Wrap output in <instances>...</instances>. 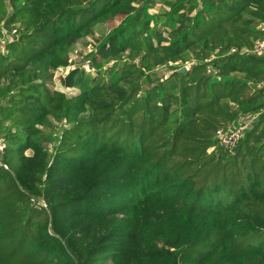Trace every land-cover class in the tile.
Wrapping results in <instances>:
<instances>
[{
    "label": "trees",
    "instance_id": "obj_1",
    "mask_svg": "<svg viewBox=\"0 0 264 264\" xmlns=\"http://www.w3.org/2000/svg\"><path fill=\"white\" fill-rule=\"evenodd\" d=\"M115 17L90 71L60 78L77 93L51 89ZM13 27L0 53V264H264V54L251 51L264 0H0V38ZM127 53L139 62L109 66ZM250 120L234 150L218 146L219 128Z\"/></svg>",
    "mask_w": 264,
    "mask_h": 264
},
{
    "label": "rangeland",
    "instance_id": "obj_2",
    "mask_svg": "<svg viewBox=\"0 0 264 264\" xmlns=\"http://www.w3.org/2000/svg\"><path fill=\"white\" fill-rule=\"evenodd\" d=\"M158 3V2H157ZM142 5V4H141ZM139 5V6H141ZM161 6V4L159 3V5L155 4L152 5L149 9L148 12L152 15L155 14L156 12H159V7ZM122 22L121 18L115 17L113 19H109L104 23L98 24L96 25L95 28V33L94 35H88L84 38H82L75 46V49L70 53L69 55V63L70 66L67 67H60L59 69L53 71L52 76L50 77V79H48L47 84L51 89L54 90H60V91H65L68 94H76L77 90L76 89H69V88H64L60 82V78L66 76L69 71H71L72 69H75L77 67H84L87 71H90V61H89V54L93 53V51L97 50V40L98 38H102L105 34H107L110 30H112L113 28L118 27ZM18 28V26H16ZM13 27V28H16ZM140 60V57L138 54L136 53H127L124 57L122 61L119 62H112L111 64H109V66H112L113 63L116 64H121L124 61H129V62H135L138 63ZM170 66L172 65H178L181 66L182 63L181 62H177L175 64H169ZM191 65V63L188 64V66ZM184 67V66H182ZM181 67V68H182ZM108 68V66H107ZM109 70V69H108ZM172 73V70H170V68L164 66V67H159L157 68L154 73H149L147 72L146 74H142V77H140V83H142L143 85L148 84L151 80L153 79H158V78H163L165 76H168ZM150 74L153 75L152 79L150 81L146 80V77H148ZM135 75H132V77H134ZM9 79V78H8ZM8 79H4L3 80V85H2V90L0 92V102H2L3 104L7 105V101L8 98L10 96V94L7 93V86H11L8 81ZM18 83H20V81H17ZM14 91L18 90V86H14L11 88ZM11 92V91H10ZM88 115V112L85 111L80 115V118H84L85 116ZM258 118V116H256L253 119V122ZM251 119V118H249ZM251 122V120H250ZM45 133L49 136H52V140L49 143V147L51 148V145L54 144L55 140L59 135H60V129L59 128V124H57L56 122H53V126H42L41 127ZM250 128V125H249ZM59 132V133H58ZM53 146V145H52ZM28 153H30V151H28ZM4 171V170H2Z\"/></svg>",
    "mask_w": 264,
    "mask_h": 264
},
{
    "label": "built area",
    "instance_id": "obj_3",
    "mask_svg": "<svg viewBox=\"0 0 264 264\" xmlns=\"http://www.w3.org/2000/svg\"><path fill=\"white\" fill-rule=\"evenodd\" d=\"M5 36L0 38V53L6 51V41L17 34V28H13L12 31L5 30ZM240 51L237 47L231 48L230 52H238ZM253 53L257 55L264 54V39H258L255 41L254 47L251 50ZM246 50H241L240 53H244ZM211 60V59H209ZM189 67L188 65L186 66ZM210 73L211 70L209 69ZM217 74V73H216ZM260 86H264V80L260 82ZM250 125V121L242 122L238 125H229L226 128H219L216 131V139L218 142V146L222 147L226 151H232L236 148V146L240 143V141L244 138L248 128ZM8 141L5 137L0 136V171L2 170H10V165L5 160V155L8 150Z\"/></svg>",
    "mask_w": 264,
    "mask_h": 264
},
{
    "label": "water",
    "instance_id": "obj_4",
    "mask_svg": "<svg viewBox=\"0 0 264 264\" xmlns=\"http://www.w3.org/2000/svg\"><path fill=\"white\" fill-rule=\"evenodd\" d=\"M178 71L179 72H187L188 68L186 66H184V67L180 68Z\"/></svg>",
    "mask_w": 264,
    "mask_h": 264
}]
</instances>
